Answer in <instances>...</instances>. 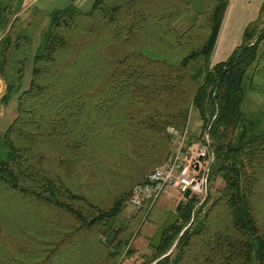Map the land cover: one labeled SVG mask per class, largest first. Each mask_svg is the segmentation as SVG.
Wrapping results in <instances>:
<instances>
[{"label":"trees","instance_id":"1","mask_svg":"<svg viewBox=\"0 0 264 264\" xmlns=\"http://www.w3.org/2000/svg\"><path fill=\"white\" fill-rule=\"evenodd\" d=\"M25 1L0 0V101L16 98L0 136V264H120L145 210L119 216L193 108L214 152L208 194L142 264H264V131L242 108L264 98L260 19L213 64L229 0H72L39 34Z\"/></svg>","mask_w":264,"mask_h":264},{"label":"rangeland","instance_id":"2","mask_svg":"<svg viewBox=\"0 0 264 264\" xmlns=\"http://www.w3.org/2000/svg\"><path fill=\"white\" fill-rule=\"evenodd\" d=\"M71 1L72 0H54L50 3L45 2L46 4L43 5L39 3L27 4L22 16L25 20L33 18V21L40 22V26L37 32V34H39L49 22V17L47 14L48 11H51L55 8L64 7L71 3ZM93 1L94 0H76L75 4H77V6H79L83 10H87L90 8ZM263 1L264 0H230V3L231 7L234 3H239L237 6L239 10L238 12H240V14L243 13V18L247 19L257 16V11L260 3ZM34 5H38L41 12L34 13ZM242 6L247 7V10ZM248 8L251 9L249 13ZM258 18L260 19L259 27H264V12L261 14V17L259 15ZM241 42L242 41L240 40V44ZM217 58L220 60L219 56H217ZM215 59L216 56H214V60ZM27 67V77H30L29 70H31V61L28 63ZM5 87V82L0 77V100L5 93ZM242 108L249 116L260 121L259 130L264 131V98L249 92L244 98ZM15 116L16 98L7 105L2 104L0 101V136L12 122ZM201 126L202 121L200 115L197 109L193 108L189 116L187 127L188 133L185 136L184 145L189 144L191 141H197V138L202 136ZM224 185V180L221 177H217V179H215V181L211 185V193L213 195L217 194L218 189H221ZM196 196L198 197L200 203H202L207 197L205 193H200ZM181 197V193L176 189L166 188L164 192H162L161 196L155 201V203L147 211H145V213H143L142 221L139 225H137L134 235L130 241L129 247L132 252L128 253V251L126 250L124 255H122V258L120 259V264H142L145 261H149V258L154 255L152 242L157 234V231L162 225L165 224L171 213L177 212V204ZM137 211L138 210L135 207L131 206L128 203L125 209L120 214L119 220L121 222L127 223L133 216V214H135ZM146 264H155V262H147Z\"/></svg>","mask_w":264,"mask_h":264},{"label":"built area","instance_id":"3","mask_svg":"<svg viewBox=\"0 0 264 264\" xmlns=\"http://www.w3.org/2000/svg\"><path fill=\"white\" fill-rule=\"evenodd\" d=\"M171 132L175 138L169 157L133 188L129 204L137 210L147 211L166 188L178 190L181 198L189 190L191 195L208 194L209 173L214 160L209 133L184 145L188 129L181 133L172 128Z\"/></svg>","mask_w":264,"mask_h":264},{"label":"crops","instance_id":"4","mask_svg":"<svg viewBox=\"0 0 264 264\" xmlns=\"http://www.w3.org/2000/svg\"><path fill=\"white\" fill-rule=\"evenodd\" d=\"M52 1L54 0H26L25 5L32 4V3H39L43 5L46 3H50ZM263 2L260 3V6L257 11V16L254 18H247V19L243 18L242 16L243 13L240 14V12H238L239 10L237 6L239 3L238 4L234 3L232 7H231V3L229 4L228 10L226 12V16L224 18L222 28H221V31L218 37V41H217L216 48H215V53L213 54V57H212L213 64L227 59L229 55L233 52V50L240 44V40L242 41L243 39V32L246 26L250 24L252 21L256 20L258 16L260 15V9H261ZM242 7H245V6H242ZM250 8H253V7H250ZM245 9L247 10V7H245ZM250 11L251 9L248 8V13ZM214 56H216L215 60H214ZM217 56L220 57V60L217 58Z\"/></svg>","mask_w":264,"mask_h":264},{"label":"water","instance_id":"5","mask_svg":"<svg viewBox=\"0 0 264 264\" xmlns=\"http://www.w3.org/2000/svg\"><path fill=\"white\" fill-rule=\"evenodd\" d=\"M191 195V191H187L184 195L183 198H181L177 204V211H179L182 206L184 205L186 199H188ZM151 199L148 201V203L150 204L151 203ZM179 219V216L177 215V213H171L167 219V221L165 222V224L159 228V230L157 231V234L152 242V245L154 248H159L161 243H162V240H163V237H164V233L165 231L173 226Z\"/></svg>","mask_w":264,"mask_h":264}]
</instances>
